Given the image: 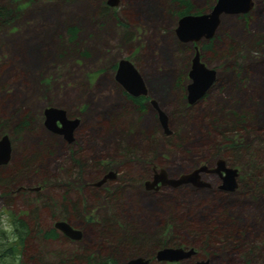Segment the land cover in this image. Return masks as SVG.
<instances>
[{"label":"rangeland","instance_id":"1","mask_svg":"<svg viewBox=\"0 0 264 264\" xmlns=\"http://www.w3.org/2000/svg\"><path fill=\"white\" fill-rule=\"evenodd\" d=\"M190 1L196 11L213 3ZM254 1L246 15H223L215 36L197 44L217 78L203 99L190 104L195 44L177 36L179 1L118 0L109 6L108 0H0L14 12L0 26V138L8 134L12 143V163L0 167L1 264H55L60 255L69 261L75 255L99 261L150 257L152 246L171 231L198 257L154 264H245L244 251L251 264H264V185L247 193L245 166L251 156L258 158L264 184V0ZM70 27L79 30L74 42ZM123 58L142 73L150 97L168 116L170 133L158 108L133 101L116 79ZM50 106L80 118L73 141L45 126ZM234 139L248 149L228 150ZM219 159L239 169L236 190L220 189L217 173L202 174L211 184L204 188L145 186L154 167L179 177L202 165L215 167ZM105 165L117 176L97 186L108 173ZM4 170L15 172L9 183L42 185V198L6 197ZM19 215L32 227L23 245L14 221ZM63 216L82 238L44 239L42 231ZM105 224L116 231L108 234ZM207 228L216 235L205 244L200 231ZM229 235L241 239L240 248ZM79 256L77 264H84Z\"/></svg>","mask_w":264,"mask_h":264},{"label":"water","instance_id":"2","mask_svg":"<svg viewBox=\"0 0 264 264\" xmlns=\"http://www.w3.org/2000/svg\"><path fill=\"white\" fill-rule=\"evenodd\" d=\"M110 6L118 5V0H109ZM255 6L254 0H217L213 8L202 14H188L179 19L176 33L182 42L198 43L202 39H212L221 22L223 15L228 14H248ZM191 82L188 85L187 99L190 104H195L202 99L211 89L217 78V70L209 67L202 61L199 46H196V52L192 59V67L189 72ZM116 79L133 96L148 95V87L145 79L135 64L129 59H121L118 64ZM159 112V118L167 133L169 130V120L167 114L161 110L155 100L151 101ZM58 121L62 126L58 125ZM80 123V118H68L67 111L63 108L50 106L45 109V126L50 130L72 141L74 131ZM12 156V143L8 134L0 138V165L7 164ZM151 180L145 182L148 190L159 189L161 186L178 187L181 185H193L199 188L209 187L211 184L202 179L203 173L219 174L222 178L220 189L224 191H234L238 187V177L240 175L237 167L229 166L225 159H219L215 167L202 165L190 172L184 173L179 177H171L164 170H156ZM117 173L109 171L101 180L95 183L97 186L104 184L109 178H115ZM56 227L67 234L69 237L79 240L83 233L80 229L74 228L66 221H58ZM195 248L185 247H165L156 254L159 261L178 262L190 258L196 254ZM123 264H151L149 259L138 256L131 258ZM195 264H211L210 259L197 260Z\"/></svg>","mask_w":264,"mask_h":264},{"label":"trees","instance_id":"3","mask_svg":"<svg viewBox=\"0 0 264 264\" xmlns=\"http://www.w3.org/2000/svg\"><path fill=\"white\" fill-rule=\"evenodd\" d=\"M174 1H179L181 6L183 7L182 10H180L178 13L179 15H183L185 13H189L193 10L194 6L192 4V2L190 0H174ZM216 0H213V3H211L210 7L213 6L214 2ZM197 13H201V12H205L203 10H199V11H196ZM13 13L11 9H7V7H4V6H0V26H5L7 24H9V22L13 19ZM68 32H69V36H70V39L74 40L77 38L78 36V33H79V30L77 27H70L68 29ZM136 100V98H135ZM237 119H239V116L237 117ZM230 130L227 129V130H224L222 132H219L221 135H225L229 132ZM225 132V133H224ZM224 133V134H223ZM228 138V136L226 137V139ZM242 140V139H241ZM227 149L228 150H231V151H242L243 149H248L247 148V144L245 142H242V143H238L237 141L234 140H230V141H227ZM249 155L250 152H248ZM219 155V153H214V157H217ZM258 161L259 159L258 158H252V156L250 158H248L245 162V166H247L248 168V178H249V183H250V190L247 191L248 192H252V193H256V192H260L262 189H263V181L262 179L260 178V174L257 173V171L260 169V165L258 164ZM246 186H248V183H246ZM107 224L103 225V228L105 229V231H107L108 234H112L113 232H115L116 230H112L109 231L108 228L106 227ZM17 227V230H16V234L18 235V238L19 240H21L22 242V245H23V242H24V239L26 238V236L29 234V232H31L32 230V227L28 228V224L27 223H20V224H17L16 225ZM25 229V231H24ZM27 230V231H26ZM211 231V233H210ZM201 233V237L202 239L205 241V244L207 243V241L209 239H213V235L215 234V232L213 230H211L210 228H207L206 230L204 231H200ZM42 236L44 237V239L48 238V237H51V236H54L53 234H51V232H43L42 231ZM163 238H160V240L154 244L152 246V249L155 250L157 248H160L162 246H185L187 247L185 244L183 243H178L179 240L177 239L176 237V233L174 231H171V232H166L163 233ZM216 235V234H215ZM205 236V238H204ZM230 236V235H229ZM56 237V236H55ZM210 237V238H209ZM207 238H209L207 240ZM229 238V241L231 243V245L234 247V248H240V246L242 245V242H241V239L239 237H233V236H230L228 237ZM139 244V243H138ZM202 249H204V246H202ZM12 251V249H10ZM10 253V252H9ZM13 253H11L12 255ZM138 255V254H137ZM198 255H199V251H198ZM206 256L212 258L214 253L211 252V251H207V253L205 254ZM14 256V254H13ZM16 256V255H15ZM14 256V257H15ZM77 258L79 255H75ZM73 256V258L70 259V261L68 260L69 258L66 257V256H58V263H55V264H70V263H76L77 264V258ZM119 255H110L108 257V259H105V260H101L99 261L98 258H95V257H81L79 256L82 260H84V264H97V263H108V262H118L119 261ZM136 256V255H135ZM41 257H42V254H41ZM44 257V256H43ZM130 257H134V256H129ZM245 260V264H251L252 262V258L248 256V254L244 251L243 253V256H242ZM246 257V259H245ZM3 258L2 254L0 253V261L1 259ZM86 260V261H85ZM256 260H257V257H256ZM1 264V263H0ZM2 264H6L5 262L2 263Z\"/></svg>","mask_w":264,"mask_h":264},{"label":"flooded vegetation","instance_id":"4","mask_svg":"<svg viewBox=\"0 0 264 264\" xmlns=\"http://www.w3.org/2000/svg\"><path fill=\"white\" fill-rule=\"evenodd\" d=\"M109 1V0H108ZM217 1V0H216ZM216 1L214 2V3H216ZM109 5V4H108ZM215 4H213V6H214ZM110 6V5H109ZM213 6L208 10V11H205V12H201V13H197L196 12V10H192L191 12H189V13H185V14H183V15H180V17H179V19L182 17V16H185V15H188V14H202V13H206V12H209L212 8H213ZM236 15V14H235ZM239 15H244V14H239ZM246 15V14H245ZM178 23H179V20H178ZM177 27H178V25H177ZM203 40V39H202ZM207 40H210V39H207ZM185 43H187V42H185ZM192 43H194V42H192ZM195 44V52H196V46H199V45H197V44H199V42L198 43H194ZM199 50H200V46H199ZM200 53H201V50H200ZM194 57V56H193ZM201 58H202V61L203 62H205L204 60H203V57H202V54H201ZM124 59V58H123ZM125 59H129V58H125ZM193 59V58H192ZM130 60V59H129ZM130 61H132V60H130ZM133 62V61H132ZM134 63V62H133ZM206 63V62H205ZM207 64V63H206ZM208 65V64H207ZM136 66V65H135ZM209 66V65H208ZM191 67H192V61H191ZM191 70V69H190ZM190 72V71H189ZM142 74V73H141ZM189 78H190V76H189ZM190 80H191V78H190ZM119 82V81H118ZM145 82H146V80H145ZM191 82V81H190ZM146 85H147V83H146ZM189 85V84H188ZM147 87H148V85H147ZM188 87V86H187ZM124 88V87H123ZM125 89V88H124ZM209 92V91H208ZM125 93H127V96L129 95L130 96V98L133 100V101H135V102H138L140 105H142V106H146V102H149L150 104L152 103L151 101H152V99L153 98H151L150 96V93H149V88H148V95H141V96H133V95H131V94H129L127 91L125 92ZM208 94V93H207ZM206 94V95H207ZM187 95H188V88H187ZM205 95V96H206ZM204 96V97H205ZM203 97V98H204ZM135 98H136V100H135ZM186 98H187V96H186ZM202 98V99H203ZM188 100V99H187ZM201 100V99H200ZM199 100V101H200ZM67 116H68V118H78V117H72V116H70L69 114H68V112H67ZM158 118H159V112H158ZM45 122V121H44ZM80 122H81V120H80ZM80 124V123H79ZM58 125L59 126H62V123L60 122V121H58ZM79 126V125H78ZM78 128V127H77ZM77 128L75 129V131L77 130ZM49 129V128H48ZM50 130V129H49ZM51 132H53V133H55V134H58V135H60L61 137H65V135L64 134H59V133H57V132H54V131H52V130H50ZM75 131H74V134H75ZM73 137H74V135H73ZM66 138V137H65ZM67 139V138H66ZM69 141V140H68ZM73 141V140H72ZM12 163V156H11V159H10V161L7 163V164H4V165H0V167H5V166H8V165H10ZM23 163H25V161L23 162ZM25 166H27V165H25ZM108 167V165H105V169H106V172H109V171H111V169H109V168H107ZM154 170V169H153ZM240 172V171H239ZM14 171L12 170V172L11 171H8V170H4V171H2L1 172V174L3 175V176H5V177H9V180L8 181H6V183H8V184H6V186H5V194H6V197H8V198H17V197H23V198H26L27 200H32L34 197H40V198H42V189H43V186L42 185H37V184H35V185H33V184H21V183H9V182H11L12 180H14V178H15V175H14ZM154 173H155V171H154ZM1 175V176H2ZM218 176H219V178L222 180V178H221V176L219 175V174H217ZM240 176V175H239ZM239 178V177H238ZM189 185H191V184H189ZM162 187V186H161ZM71 207L72 206H69V209L70 210H72L71 209ZM25 213H27L28 211L27 210H25L24 211ZM21 215H19L18 216V218L16 219V218H14L15 220V223H16V225L17 224H20V223H27L28 221L27 220H24V218L26 219V217H20ZM58 221H66V222H68L69 224H71V222H70V219L68 218V217H66V216H63V218H59V217H56L55 218V220L52 222V224H53V227H52V229H51V227H49L48 228V230L46 229V232H51V234H53L54 236H51V237H48L47 239H54L55 238V236H56V238H57V236L58 237H61V239L63 240V243H70V242H75V241H78V240H76V239H73V238H71V237H69L67 234H65L64 232H62L61 230H59L57 227H56V223L58 222ZM28 224V223H27ZM74 228H76L73 224H71ZM17 233V232H16ZM18 236V235H17ZM25 240V239H24ZM21 241V240H20ZM23 244H24V242H23ZM165 247H185V246H162V247H160V248H157V249H155V250H153V253L151 254V256L150 257H145V256H142L141 254H138V255H136V256H134V257H130V258H128V259H124L123 261H118V262H108V263H97V264H123L124 262H126V261H128L129 259H131V258H135V257H138V256H142V257H145L146 259H149L150 260V262H151V264H154L156 261H159V260H157L156 259V254H157V252L159 251V250H161V249H163V248H165ZM185 248H189V247H185ZM190 248H192V247H190ZM193 248H195V247H193ZM11 249L12 250H14V248L13 247H11ZM196 249V248H195ZM196 254L195 255H193L192 257H190V258H186V259H184V260H192V259H195V258H197L198 257V250L196 249ZM184 260H181V261H178V262H183ZM195 261H197V260H195ZM159 262H165V263H178V262H169V261H159Z\"/></svg>","mask_w":264,"mask_h":264},{"label":"bare ground","instance_id":"5","mask_svg":"<svg viewBox=\"0 0 264 264\" xmlns=\"http://www.w3.org/2000/svg\"><path fill=\"white\" fill-rule=\"evenodd\" d=\"M117 173V172H116Z\"/></svg>","mask_w":264,"mask_h":264}]
</instances>
